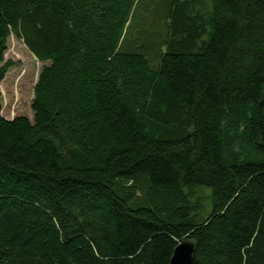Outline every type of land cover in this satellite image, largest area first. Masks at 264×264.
<instances>
[{
  "label": "trees",
  "instance_id": "1",
  "mask_svg": "<svg viewBox=\"0 0 264 264\" xmlns=\"http://www.w3.org/2000/svg\"><path fill=\"white\" fill-rule=\"evenodd\" d=\"M11 35L0 264H264V0H0V82Z\"/></svg>",
  "mask_w": 264,
  "mask_h": 264
},
{
  "label": "rangeland",
  "instance_id": "2",
  "mask_svg": "<svg viewBox=\"0 0 264 264\" xmlns=\"http://www.w3.org/2000/svg\"><path fill=\"white\" fill-rule=\"evenodd\" d=\"M5 60L14 62V65L0 82L1 113L6 119L19 115L32 118L33 88L44 63L38 61L23 41L14 35L8 39Z\"/></svg>",
  "mask_w": 264,
  "mask_h": 264
},
{
  "label": "water",
  "instance_id": "3",
  "mask_svg": "<svg viewBox=\"0 0 264 264\" xmlns=\"http://www.w3.org/2000/svg\"><path fill=\"white\" fill-rule=\"evenodd\" d=\"M195 245L189 238L179 242L173 250L169 264H191Z\"/></svg>",
  "mask_w": 264,
  "mask_h": 264
}]
</instances>
